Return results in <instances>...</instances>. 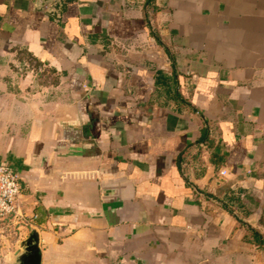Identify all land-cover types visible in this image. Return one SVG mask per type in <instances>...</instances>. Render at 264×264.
<instances>
[{"label":"crops","instance_id":"1","mask_svg":"<svg viewBox=\"0 0 264 264\" xmlns=\"http://www.w3.org/2000/svg\"><path fill=\"white\" fill-rule=\"evenodd\" d=\"M57 1L0 0L41 264H264V0Z\"/></svg>","mask_w":264,"mask_h":264},{"label":"built area","instance_id":"2","mask_svg":"<svg viewBox=\"0 0 264 264\" xmlns=\"http://www.w3.org/2000/svg\"><path fill=\"white\" fill-rule=\"evenodd\" d=\"M224 173V170L219 171L221 175ZM20 193L21 184L17 172L9 165L0 162V222L16 215L21 217L17 212Z\"/></svg>","mask_w":264,"mask_h":264},{"label":"rangeland","instance_id":"3","mask_svg":"<svg viewBox=\"0 0 264 264\" xmlns=\"http://www.w3.org/2000/svg\"><path fill=\"white\" fill-rule=\"evenodd\" d=\"M28 69L21 68V71L27 73ZM32 81V77L27 79ZM21 217L16 215L9 220L0 222V264H15L14 252L20 247L21 237L26 238L28 236L27 227L25 224L20 223ZM24 232V234H22ZM26 236V237H25ZM24 240V239H23ZM22 240V241H23Z\"/></svg>","mask_w":264,"mask_h":264},{"label":"water","instance_id":"4","mask_svg":"<svg viewBox=\"0 0 264 264\" xmlns=\"http://www.w3.org/2000/svg\"><path fill=\"white\" fill-rule=\"evenodd\" d=\"M46 13L57 18L55 7L61 8L57 0H39ZM39 236L36 229H32L28 236L20 242V247L14 252L15 264H41V254L38 246Z\"/></svg>","mask_w":264,"mask_h":264},{"label":"trees","instance_id":"5","mask_svg":"<svg viewBox=\"0 0 264 264\" xmlns=\"http://www.w3.org/2000/svg\"><path fill=\"white\" fill-rule=\"evenodd\" d=\"M231 195H232V193L229 195V197H230V198H233V197H231ZM223 202H224V201H223ZM225 205H226V204H225Z\"/></svg>","mask_w":264,"mask_h":264}]
</instances>
